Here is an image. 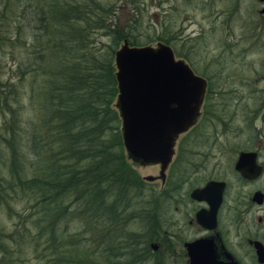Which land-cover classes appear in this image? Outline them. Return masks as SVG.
I'll return each mask as SVG.
<instances>
[{
	"label": "trees",
	"instance_id": "16d2710c",
	"mask_svg": "<svg viewBox=\"0 0 264 264\" xmlns=\"http://www.w3.org/2000/svg\"><path fill=\"white\" fill-rule=\"evenodd\" d=\"M123 2L129 6L126 12L130 16L118 23L116 3L110 0H0V50L5 45L36 49L35 59L14 64L17 80L2 84L7 93L0 92V108L10 113L2 121L5 128L0 134V168L5 169V176L0 172V207L22 218L16 224L18 229L28 221L35 230L29 241L34 259L42 264L96 263L97 256L89 250L92 241L96 244L98 224L115 231L122 222V211L127 214L123 222L142 214L139 208L143 202L135 194L141 192L143 182L130 168L128 161L132 159L122 146L119 108L113 103L118 89L111 60L122 40L133 47L145 46L136 37L147 1ZM37 25L51 37L49 51ZM171 28L160 27L161 34L149 39L170 45L175 36ZM29 29L33 42L28 43L20 33ZM95 30L110 38L108 53L96 51L94 45L81 46ZM189 43H181L174 52L195 66L197 62L191 58L196 43ZM27 74L44 75L41 94L31 84L29 93L35 101L40 95L43 103L38 111L42 108L45 114L39 123L27 121L28 127H21V131L10 102L17 103L14 86L23 85ZM12 205L22 210L16 211ZM72 221L83 227L67 238L63 230ZM2 232L0 227V235ZM16 233L19 239L21 235ZM10 238L2 237L3 246L0 241L3 253L5 240ZM17 239H13L15 244ZM2 258L0 254V264Z\"/></svg>",
	"mask_w": 264,
	"mask_h": 264
},
{
	"label": "flooded vegetation",
	"instance_id": "af4514ba",
	"mask_svg": "<svg viewBox=\"0 0 264 264\" xmlns=\"http://www.w3.org/2000/svg\"><path fill=\"white\" fill-rule=\"evenodd\" d=\"M258 1L259 19L250 28L240 24L236 39H229L227 17L193 32L196 45L206 37L216 47L206 59L194 54L195 66L174 53L205 85L169 162L131 160L158 173L142 178L143 241L132 243L127 264H264V59L253 56L264 58ZM230 60L236 69L226 68Z\"/></svg>",
	"mask_w": 264,
	"mask_h": 264
},
{
	"label": "rangeland",
	"instance_id": "374dc122",
	"mask_svg": "<svg viewBox=\"0 0 264 264\" xmlns=\"http://www.w3.org/2000/svg\"><path fill=\"white\" fill-rule=\"evenodd\" d=\"M99 1L107 2V0ZM110 1L116 3V7L114 10L116 11L115 18L117 19V22L123 23V21L130 16V14L126 12L129 6L124 5L125 2H123V0ZM146 1L147 2L144 5L145 14L144 16H142V26L139 30L140 35L138 34V37H136L137 40L140 43H144L145 46L156 47L158 43L156 41H153V38H149H151L153 35L154 37L160 35V27L171 25V29L175 34V37L178 38L176 40L172 39V43L169 45L173 52L174 50L176 51L177 49H180L181 43L190 42L189 44H191L193 42L191 41V38H195V34H193V32L195 33L197 32V30L199 31L200 28L204 31H207L212 22L218 23L221 19L224 20L225 17L228 18L229 29L232 33V35L229 36V39L230 41L231 38L236 39L238 37L240 24H244L245 26H249L250 28V24L256 21L258 17L257 12L260 11L263 7V4L258 0H227L226 4L229 8V11L226 12L227 8L223 7L226 4H220L221 0H192V3L187 2V0H167L164 4H159L161 8H159L156 2H150L152 0ZM187 3L190 4L187 5ZM202 4H205V10L200 8ZM195 5H197V9H199L200 12H197V10L193 9ZM25 22L26 21L24 19L23 26ZM36 30L38 35L44 38V44L47 45L49 51L50 47L52 46L50 35L47 32L45 34V30L42 25H37ZM20 35L21 38L27 40L28 43L33 39L30 29L22 31ZM122 41L118 44L119 46L114 49V52L123 45ZM200 41L201 42H199V44H197L193 49L195 51L194 54L202 55L204 59H206V55L215 52L216 47L214 45H211L210 40H208L206 37H202ZM80 44L83 49H85L87 45H94L96 51H107V53L110 49V46H112L110 45V38L100 35V32L96 30L88 35L87 39L82 40ZM27 48L28 45L26 47V50L12 49L8 45H5L1 48L0 92L7 93V88L3 87L2 84H6L7 81L16 82L17 79L14 74V64H16L19 60H23L25 58H36L35 46H30V49ZM182 50L184 49H181V51ZM90 53V50H88L87 55L89 56ZM253 56L254 59H264L261 55ZM10 59H12L13 61ZM113 60L114 55L112 56L111 60L112 66H114ZM192 60H194L193 57ZM35 62L38 63V61ZM36 63L34 68L36 67ZM234 63L236 62L230 60L228 64L231 65L226 68L236 69L234 68ZM43 77L44 75L31 76V74H27L25 76V83L23 85L19 86L17 84L16 86H14L15 92L17 93L16 96L18 95L16 100L17 103H10L12 104V108L15 109L14 113H17V120L20 125L19 128L21 131H23L21 127H28L27 121H29L30 123L34 122L35 124L39 123L38 120L40 116H44L45 114V111H43L42 108L40 109V111H38L40 105H42L43 103L40 95L37 96L35 101L34 98H30L31 94L29 93V85L31 84L30 86L34 85L33 89L39 91L41 94V92L43 91L42 89L44 88L41 86V84L43 83ZM30 100L32 102H30ZM116 102L117 98L113 103ZM17 106H19V108H17ZM9 114L10 113H7L4 109L0 108V134L2 133L1 129L5 128L2 124V121H4V119H7ZM1 142L2 141H0V145H2ZM128 163L130 168L137 171L138 178L141 180L146 175H151L154 177L157 176L156 174L158 173V170H156L155 168L150 167L149 169H146L145 167L134 165L131 160L128 161ZM0 172L3 176H5V169L0 168ZM142 195V191H139L135 194V196H138L137 198L141 199V201ZM105 203L108 202L106 201ZM144 205L145 204L142 203V206L139 208V210H141L142 212L141 216H143ZM11 208L16 211L22 210L19 205H12ZM150 213L152 215L157 214V212L153 210H150ZM23 215L24 219H28L26 214ZM23 215L21 216L23 217ZM125 216H127L126 212L122 211V216L120 217L122 222ZM141 216L138 217L137 215L134 218L130 217L129 221L123 223L121 222L118 227H115V231H108L106 229L107 225L98 224V229H96V244L94 241H92V245H90L92 247L89 250L92 256H97L96 263L93 262V264H127L129 260H132L131 248L132 246H134V244H132L131 239L134 237H139V239L136 238L135 241H143V239H141V234H143L141 232V227L143 224ZM19 220H22V218H16L13 216L12 212H8V209L0 207V227H2L3 229V232L0 235L1 246H3L4 244L2 237L4 235L11 236L10 239L5 240L6 248L4 253L1 250L2 247L0 248V254L3 255L2 264H42L40 260L37 261L36 259H34L30 245L31 241H29L30 236L35 233V230L31 227L28 221L23 223V227H21V229H18L16 224ZM25 227L27 228V230H24ZM82 227L83 226L80 225V222L77 223L75 221H72V223H68L66 225V230L64 229L63 232L65 236L71 235L72 233L80 231ZM101 229H103V232L100 231ZM15 233H20L21 237L17 239ZM98 233L105 235L99 237ZM69 237L70 236H67V238ZM13 239H17L19 243L15 244V242H13ZM91 251H93V253ZM158 254L159 253H155L152 255L157 258L155 259L156 261H159L161 257V254Z\"/></svg>",
	"mask_w": 264,
	"mask_h": 264
},
{
	"label": "water",
	"instance_id": "95a60500",
	"mask_svg": "<svg viewBox=\"0 0 264 264\" xmlns=\"http://www.w3.org/2000/svg\"><path fill=\"white\" fill-rule=\"evenodd\" d=\"M122 44L113 65L123 149L136 161L165 164L174 140L193 124L205 82L168 45Z\"/></svg>",
	"mask_w": 264,
	"mask_h": 264
}]
</instances>
